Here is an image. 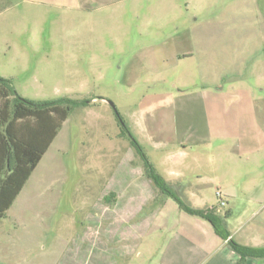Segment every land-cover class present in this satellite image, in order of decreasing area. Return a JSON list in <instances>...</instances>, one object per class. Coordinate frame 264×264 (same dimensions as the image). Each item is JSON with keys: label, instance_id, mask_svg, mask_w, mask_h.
<instances>
[{"label": "rangeland", "instance_id": "rangeland-1", "mask_svg": "<svg viewBox=\"0 0 264 264\" xmlns=\"http://www.w3.org/2000/svg\"><path fill=\"white\" fill-rule=\"evenodd\" d=\"M263 2L0 0V77L29 101L90 102L62 123L6 212L0 264H155L176 203L149 222L159 193L129 135L170 188L186 187V204L214 208L238 241L258 230L264 199L228 206L216 192L264 178V136L241 132L264 98ZM191 191L202 198L189 203Z\"/></svg>", "mask_w": 264, "mask_h": 264}, {"label": "trees", "instance_id": "trees-1", "mask_svg": "<svg viewBox=\"0 0 264 264\" xmlns=\"http://www.w3.org/2000/svg\"><path fill=\"white\" fill-rule=\"evenodd\" d=\"M89 104L87 100L69 98L29 101L16 93L10 80L0 77V223L56 138L62 123L75 108ZM129 137L143 160L145 176L152 180L160 195L172 199L187 215L208 221L215 233L228 240L229 247L239 255V264L247 258H264L263 247L241 245L229 238L214 208L202 210L186 204L156 172L138 142Z\"/></svg>", "mask_w": 264, "mask_h": 264}, {"label": "crops", "instance_id": "crops-1", "mask_svg": "<svg viewBox=\"0 0 264 264\" xmlns=\"http://www.w3.org/2000/svg\"><path fill=\"white\" fill-rule=\"evenodd\" d=\"M78 7V6H77ZM263 10H264V2H263ZM263 19V27H264V16H262ZM262 39L264 40V34L262 36ZM264 49L262 51L263 56ZM192 54H188L187 52H184L182 54H176L174 55L175 58L181 59L182 57L188 58ZM182 56V57H181ZM181 57V58H180ZM263 66H264V58L262 60ZM210 68V67H209ZM217 74L215 71L213 72V77H215ZM94 100V99H93ZM92 100V101H93ZM251 104V103H249ZM256 105H261L259 113H251L248 115L246 119V123L243 125V129L241 132L243 135L251 136V137H258V136H264V98H261L259 101H257ZM252 140H254L252 138ZM138 142V141H137ZM140 145V143H138ZM250 145V144H249ZM249 145L245 148L242 147V150H249L251 152H259L261 149L259 146L253 147ZM253 145V144H252ZM258 145V144H257ZM141 146V145H140ZM50 147V146H49ZM142 148V146H141ZM264 151V150H263ZM154 167V166H153ZM155 169V168H154ZM156 170V169H155ZM169 175H174V177L180 176V173L175 171H168ZM162 177V176H161ZM143 178L146 182H149L148 189L150 190V187L155 185L153 184L152 180H150L148 177L145 176L143 172ZM163 178V177H162ZM164 179V178H163ZM140 180V179H139ZM164 181L168 184V182L164 179ZM174 191L180 196H186V187L180 185V183L174 181L173 182ZM258 184L257 182L249 179V180H242V179H231L229 182H224L223 190L221 193V196L224 197L226 200L227 205L229 206V203L227 202L228 199L236 200V199H242L246 200L247 206L252 205V201L258 199H264V178L260 180ZM237 184H246L248 187L244 189V191L247 192H238V186ZM251 186V188H249ZM148 190V191H149ZM158 191V189L156 188ZM159 193V192H158ZM149 196L146 198V200H150L153 196V192H148ZM226 197V198H225ZM181 198V197H180ZM202 196L199 194L191 193L189 196H187V201L190 200H197L201 199ZM166 197L163 195H160L159 193V203L155 205L156 208L150 211L149 215V222L153 223V221L157 220L159 215L163 213V211L166 209L167 201ZM171 206V205H170ZM189 206L196 208V209H211L208 207L201 208L196 207V204H189ZM170 210H172L173 218L172 222L174 225L172 228H170L168 231H172V236L168 238V241L166 244H163V246L159 250L158 259H156L155 264H239L240 257L237 253H235L228 245V240H224L220 238L214 231L212 225L203 219L197 218V217H184L182 215V211H180L176 205V207H170ZM186 214V213H185ZM255 212H253V215ZM226 217H231L232 214L230 210H227L225 212ZM178 217V218H177ZM180 219L183 220L185 223H181ZM263 221L258 227V230H254L253 232H249L243 236L245 239L243 240H236L235 234L238 230L236 228L235 230H229L222 227L223 231H226L229 234V238H232L235 242L249 246V247H263L264 248V217L261 220ZM225 222V226H226ZM239 231V230H238ZM88 262V261H87ZM103 262L95 261L94 264H99ZM69 264V263H68ZM128 264H136V261L129 262ZM151 264H154L153 261ZM242 264H264V258L263 259H254V258H247L244 263Z\"/></svg>", "mask_w": 264, "mask_h": 264}, {"label": "built area", "instance_id": "built-area-1", "mask_svg": "<svg viewBox=\"0 0 264 264\" xmlns=\"http://www.w3.org/2000/svg\"><path fill=\"white\" fill-rule=\"evenodd\" d=\"M216 196L219 198V199H222V196H221V193L219 191L216 192ZM221 206H224L225 205V202L221 200Z\"/></svg>", "mask_w": 264, "mask_h": 264}]
</instances>
